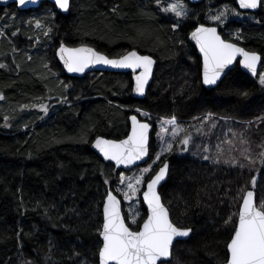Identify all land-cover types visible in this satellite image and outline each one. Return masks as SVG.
I'll return each mask as SVG.
<instances>
[{
  "label": "trees",
  "instance_id": "16d2710c",
  "mask_svg": "<svg viewBox=\"0 0 264 264\" xmlns=\"http://www.w3.org/2000/svg\"><path fill=\"white\" fill-rule=\"evenodd\" d=\"M167 3L171 1L72 0L67 13L50 2L23 12L14 4L0 7V17L5 10L15 15L14 28L0 39V65H4L0 67V264H98L103 203L109 186L116 191L121 171L106 163L92 142L99 135L126 137L133 113L155 125L150 161L157 151V117L200 124L211 114L235 121L239 137L242 130H251L253 136L244 137L249 146L258 147L249 153L256 160L251 168L223 163L235 158L247 164L241 150L248 146L230 131L232 127L227 132L222 124L200 125L201 145L190 143L185 153L175 147L161 161L170 162L160 193L172 221L192 229L189 239L174 245L171 264L224 263L233 227L225 220L231 216L237 221L253 176L258 206L262 193L264 197L259 156V145L264 144V86L236 65L217 87L206 89L201 57L188 36L200 23L218 24L208 18L210 14L232 9L239 15L230 14L225 24H218L222 35L259 52L264 60V8L252 13L240 10L235 1L184 0L188 18L173 31L177 18L161 10ZM49 7L57 13H44L45 23L32 27L34 19L42 21L34 14ZM30 12L34 17L26 19ZM61 42L88 44L109 57L130 50L153 56L156 69L146 96H132V72L68 75L56 55ZM41 104L48 106L47 113ZM137 108L153 117H142ZM217 157L220 163L213 162ZM138 209L141 224L146 209L142 203ZM49 241L54 245L51 250Z\"/></svg>",
  "mask_w": 264,
  "mask_h": 264
},
{
  "label": "snow or ice",
  "instance_id": "6c2138e0",
  "mask_svg": "<svg viewBox=\"0 0 264 264\" xmlns=\"http://www.w3.org/2000/svg\"><path fill=\"white\" fill-rule=\"evenodd\" d=\"M30 0H17V3L23 7ZM54 6L67 13L70 11V0H53ZM160 3V0H157ZM241 9L264 8V0H238ZM164 13L174 14L177 21L172 24V30L180 28V20L188 18V9L182 0H173L167 3L161 9ZM239 15L232 9L225 8L219 10L216 14H210L209 19L223 25L227 22L229 15ZM55 13H53V16ZM39 26V25H38ZM48 31H51L49 29ZM15 35V33H13ZM47 35V33H45ZM239 39V35H237ZM191 39L199 47V53L202 55V83L204 85H215L221 78V74L229 65L237 61V57H242L239 61L243 68L247 69L253 76L258 75V82L264 86V72L258 74V64L261 63V55L255 51L246 50L228 39L222 38L217 27H207L204 24L195 26L191 32ZM183 43V41H181ZM58 55L69 73H83L90 65L103 64L114 68L131 69L134 75V91L139 95L145 94L146 86L152 77V68L155 63L151 55H142L136 50L128 51L120 55L119 58H109L92 47L81 45L80 47H68L61 42ZM4 65H0L3 67ZM137 70L139 72L137 73ZM247 96V93H243ZM3 99V96H0ZM67 99L66 97L64 98ZM45 113L48 106L39 105ZM137 112L141 109L137 108ZM145 117L150 116L148 112H141ZM211 115V114H209ZM131 131L125 139L112 140L97 136L93 147L102 154L103 159L115 163V166H131L138 161L144 160L149 156L150 148V130L152 125L137 119V116L131 117ZM164 125H176V117L172 116L161 121V132L157 136L162 137V133L168 129ZM178 133L173 131L172 135ZM236 135V134H234ZM191 141L190 135H185L180 141L185 147L181 151H187V145ZM86 142V141H85ZM241 144L249 145V141L241 139ZM231 143V141H229ZM264 149V144L259 145ZM250 146L241 150V156L248 163L235 158L225 159L223 163L240 168H251L256 164V160L249 154ZM173 144L164 142L161 150L156 153L152 164L139 169L140 174L132 177H125L123 173L118 176L119 183L126 182L127 191L123 192L125 200H131L136 196L140 187L146 185L143 191V202L147 205L146 218L142 224L137 223L135 215L131 223L136 224V228H131L125 223V218L121 214V202L112 190H108L103 203V223L102 227L97 229L102 240L98 248V264H171L170 257L174 249V242L178 238L188 237L192 232L190 227L182 228L170 219L169 209L162 202L160 192L157 190L162 181H165L169 174V163L165 160L159 170L155 172L147 181L145 174L152 171V165L161 160L165 153L172 154ZM260 164L264 165V151L259 153ZM208 160V156H203ZM214 163H220L217 157ZM103 174V172H102ZM105 184L108 180L105 179ZM257 177L251 179L252 187L255 188ZM243 191V190H242ZM238 219L233 222L230 216L225 220V224H233L231 235L226 244V256L224 264H264V201L259 206L254 203V191L248 190L242 197V204L236 213ZM23 229H21V232ZM19 235V233L17 234ZM50 250L54 245L49 241ZM76 255H80L76 253ZM25 264H31L25 261Z\"/></svg>",
  "mask_w": 264,
  "mask_h": 264
},
{
  "label": "rangeland",
  "instance_id": "374dc122",
  "mask_svg": "<svg viewBox=\"0 0 264 264\" xmlns=\"http://www.w3.org/2000/svg\"><path fill=\"white\" fill-rule=\"evenodd\" d=\"M169 1L173 2V0H169ZM182 2L184 3V0H182ZM15 7H17V6L15 5ZM225 7H227V5H225ZM5 12H7V11L6 10L2 11L3 16L0 17V39L2 38L3 35H5V31H8L9 29L14 28V26H15V24L12 22L13 19L15 18V15L13 13L6 14ZM44 13L45 14H48V13L53 14V13H55L56 14L57 12L53 8H50L47 11H46V9H44L43 11H41L39 13H36V14H34L33 12H30L28 14L25 13V14L29 16L26 19H30V18H32L34 16L35 17H37V16L41 17L42 18L41 23L39 22L38 19H34V22H33V26L32 27H38V25L40 26V24L45 23L44 17L46 15ZM32 14H34V16ZM47 24H49V23H47ZM141 112H148V111H145V110L141 109ZM141 112H138V113L144 118L153 117V115L150 112H148V113H150V116H148V117L143 116L141 114ZM157 118H158V119H156L157 130H156V135H155V142H156L157 151L155 152V155H156V153H158L161 150V146H162V144H164V142H171L173 144V150L175 149V147H178L179 153H185V151H181V149H183V147H182L183 144L180 143V141L184 138L185 135H190L191 136V141H190L191 144L194 143L195 145H201V142H202L201 139L204 136V132L201 131L203 128H201L200 130H197V128L200 125L203 126V127L205 126V127H208V128H214V127H220L221 124H222V125L226 126V131L227 132L230 130L229 127H232L230 131L233 134H236V136H238V140L239 139H244V137H248L249 138V136H253L252 133H251V130H245L244 129V130H242V134L239 137V133L236 130L240 129V127H238L237 124L234 125V123H232V122H235V121L228 120L227 118H224V117H221V116L207 115V116L202 117L203 121L200 124L187 122L188 121L187 119L186 120L185 119H181L180 120V119L176 118L175 127L173 125H164V127L167 128L168 131L162 133V137L163 138L161 139L160 137L157 136V132H161V121L164 120V119H167V118H171V117H157ZM246 125L249 126L248 124H246ZM173 131H176L178 133L175 136V138L172 135ZM196 134H200V136H196ZM178 137H179V139H178ZM247 146L249 147V145H247ZM187 147H188V145H187ZM250 149H252L254 151L255 149L258 150V147L255 148V146H252V147L250 146ZM261 151H264V149L260 148L259 152H261ZM155 155L153 156L152 160L154 159ZM166 156H167V153H165L163 156H161V160L158 161L156 164L152 165V170L154 169V167H156V170H157L160 167V164L163 163V162H161L162 159L165 158ZM152 160L151 161L149 160L147 163H145V164H143V165H141L139 167H136V168H134V169H132L130 171H121V173H123L125 175V177H132L134 175L138 176L140 174L139 169H142L144 167H147L149 164H152ZM260 170H261V168L259 167V169L256 170V171H260ZM149 173L145 174V179H146V176ZM144 186L145 185H142L140 187V190L138 191L137 195L132 197L131 200H125L124 196H123V192L127 191L126 182L124 184H121V183H119V180H118L117 187H116V191H117L118 195H120L121 198L124 200L126 208H127V210H129V212L131 214L130 217L132 218L137 212L139 213L138 215H135V219L136 220L142 214V212L140 213L139 209H138L139 204L142 203V205L144 206L143 201H142V192H143ZM262 199L264 201L263 193H262Z\"/></svg>",
  "mask_w": 264,
  "mask_h": 264
},
{
  "label": "water",
  "instance_id": "95a60500",
  "mask_svg": "<svg viewBox=\"0 0 264 264\" xmlns=\"http://www.w3.org/2000/svg\"><path fill=\"white\" fill-rule=\"evenodd\" d=\"M44 1H49V2H51V3L54 4L53 0H30V2H28L26 5H24L23 7H21V6L17 3V0H0V7H7V6L11 5V4H15V5H17L18 9H20L21 11H25V10H29V9H34V8H38V7H40V5L42 4V2H44ZM189 1H191L192 3H198V2H201V1H204V0H189ZM224 1H235L236 4H237V6L239 7V5H238V0H224ZM71 3H72V0H70V6H71ZM239 9L242 10V11H244V12H252V13L257 12V11L259 10V8H257V9H241V8H239ZM58 11H60V12H62V13H65V12H63V11H61V10H59V9H58ZM200 24H201V23H200ZM202 24H204V25L207 26V27H217L218 32H220V34L222 35V33H221V27H220L218 24H206V23H202ZM198 25H199V24H198ZM198 25H197V26H198ZM193 30H194V29H193ZM193 30H192V31H193ZM192 31H191V32H192ZM191 32H190L188 38H189V40L194 44V46H195V48H196L198 54H199L200 57H201V80H202V55L199 53V47H198V45H196L195 41L191 39ZM222 38H224L223 35H222ZM231 42H233V41H231ZM233 43H236V42H233ZM64 44H65V43H64ZM237 44H238V43H237ZM65 45L68 46V47H80L82 44H81V45H78V46H70V45H67V44H65ZM83 45H86V46H88V47H92V46H90V45H88V44H83ZM238 46L245 48L244 46H242V45H240V44H238ZM59 47H60V45H59ZM59 47H58L57 50H56L57 58H58L60 64L62 65L64 71H65L68 75H70V76L81 78V77H84V76L88 75V74L91 73V72H116V73L132 72L131 69L114 68V67H112V66H110V65L96 64V65H90L89 68H87L83 73H69V72L67 71V69L65 68L64 64H63V61L60 59V57H59V55H58ZM92 48H94V47H92ZM94 49H95V48H94ZM245 49H246V48H245ZM95 50H97V49H95ZM246 50H248V49H246ZM97 51H98V50H97ZM130 51H131V50H130ZM249 51H251V50H249ZM101 53H102V52H101ZM126 53H127V52H126ZM126 53H125V54H126ZM139 53H140V52H139ZM257 53L260 54L259 52H257ZM102 54L107 55V54H105V53H102ZM140 54H142V53H140ZM142 55H148V54H142ZM260 55H261V54H260ZM107 56H108V55H107ZM152 57H153V56H152ZM109 58H119V56H118V57H109ZM261 58H262V59H261V63L258 64V74L260 73V70H261V68H262V66H263V64H264V60H263L262 55H261ZM153 59H154L155 63H154L153 68H152V77L150 78L149 83H148V85L146 86L145 94H144V95H139V94H137V93L134 91V86H135L134 75H135V74L132 72V73H133V88H132V96L135 97V98H137V99H143V98L146 96L147 91H148L150 85L152 84L153 77H154V72H155V69H156V59H155L154 57H153ZM241 59H242V57H239V56H238V57H237V61L234 62L233 65H229L228 68L225 69L224 73L221 74V78H220V80H218L217 83H216L215 85H204L203 83H202V85H203L206 89H213V88L217 87V86L222 82V80L228 75V73H229L232 69H234V68L236 67V65H238V66L241 68V70H243L245 73H247V74H248L249 76H251L252 78H258V75H257V76H253V75H252L247 69L243 68V65L239 63V61H240ZM138 72H139V70H137V73H138ZM133 115L137 116V119L140 120V121L150 123V122L147 121V120H143V119H141L136 113H133V114H131L130 117H129V122H130V130H129V133H130V131H131V123H132V122H131V117H132ZM150 124L152 125V128H151V130H150V134H149V135H150L149 156H148V157H145L144 160H142V161H138V162H137L136 164H134V165H131V166H128V167H125V166H119V167H117V166H115V163H114V162L104 160L102 154H100L99 151L93 147V144H94V141H95L96 138H95L94 141L92 142V149L95 150V151L98 153V155H99V156H100V157H101L106 163H111V164H113L116 170H120V171H130V170H132V169H134V168H136V167H139V166H141V165L147 163V162L150 160V157H151V140H152V134H153V132H154V130H155V125L152 124V123H150ZM129 133H128V134H129ZM99 136H102V137H104L105 139L121 140V139L109 138V137H106V136H103V135H99ZM125 138H126V137H124V138H122V139H125ZM167 161H168V160H167ZM168 163H169V168H170V162L168 161ZM161 166H162V164L160 165V167H161ZM158 170H159V168H158L156 171H158ZM156 171H155V172H156ZM155 172H154V174H155ZM169 172H170V171H169ZM154 174H153V175H154ZM168 177H169V174H168V176L166 177L165 181H162V182H161V185L158 186V189H157V190H158L159 192H160V188L162 187V185L168 180ZM108 190H112L113 194L117 196V199H118V200H120V202H121V214H122V216L125 218V223L128 224V225L132 228V226L128 223V220H127V218H126L125 211H124V203H123L122 198L116 193V191H115L114 189L111 188V186L108 187ZM145 190H146V185L144 186L143 191H145ZM248 190L254 191V203L258 206V204H257V198H256V187H255V188L251 187V188H249ZM248 190H247V191H248ZM142 194H143V192H142ZM160 194H161V193H160ZM245 194H246V193H245ZM161 197H162V195H161ZM142 201H143V197H142ZM162 202L164 203L163 198H162ZM143 204H144V207H145V209H146V211H147V205H146V203L143 202ZM164 204H165V203H164ZM241 204H242V203H241ZM165 206H166V205H165ZM166 207H167V206H166ZM167 208H168V207H167ZM168 209H169V208H168ZM169 215H170V219H172V218H171V214H170V210H169ZM145 218H146V216H145ZM141 224H142V222H141ZM191 233H192V232H191ZM191 233H190V235H191ZM190 235H189L188 237L178 238V241L187 240V239H189ZM100 238H101V240H102V237H100ZM178 241L174 242V245H175ZM172 254H173V251H172ZM171 259H172V255H171V257H170V260H171ZM223 264H224V263H223Z\"/></svg>",
  "mask_w": 264,
  "mask_h": 264
},
{
  "label": "bare ground",
  "instance_id": "6f19581e",
  "mask_svg": "<svg viewBox=\"0 0 264 264\" xmlns=\"http://www.w3.org/2000/svg\"><path fill=\"white\" fill-rule=\"evenodd\" d=\"M58 10V9H57Z\"/></svg>",
  "mask_w": 264,
  "mask_h": 264
},
{
  "label": "flooded vegetation",
  "instance_id": "af4514ba",
  "mask_svg": "<svg viewBox=\"0 0 264 264\" xmlns=\"http://www.w3.org/2000/svg\"><path fill=\"white\" fill-rule=\"evenodd\" d=\"M163 164V163H162Z\"/></svg>",
  "mask_w": 264,
  "mask_h": 264
}]
</instances>
